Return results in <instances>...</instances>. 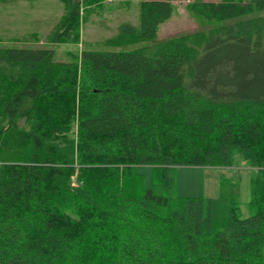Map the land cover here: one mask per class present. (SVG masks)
I'll list each match as a JSON object with an SVG mask.
<instances>
[{"label": "trees", "instance_id": "16d2710c", "mask_svg": "<svg viewBox=\"0 0 264 264\" xmlns=\"http://www.w3.org/2000/svg\"><path fill=\"white\" fill-rule=\"evenodd\" d=\"M191 10L215 24L154 51L114 48L154 41L167 0L75 60L0 47V264H264V0ZM236 158L256 169L249 216L236 185L177 195L178 168Z\"/></svg>", "mask_w": 264, "mask_h": 264}, {"label": "rangeland", "instance_id": "374dc122", "mask_svg": "<svg viewBox=\"0 0 264 264\" xmlns=\"http://www.w3.org/2000/svg\"><path fill=\"white\" fill-rule=\"evenodd\" d=\"M140 1L73 0L69 3L67 0H0V47L52 49L55 60H75L82 50H104L105 40L114 37L122 24L136 27ZM167 1L173 6V14L160 26L154 41L132 43L114 49L147 46L150 51H154L167 39L207 29L215 24L193 14L191 5L194 2L219 0ZM73 5L78 11L75 23L71 16ZM68 22L71 24L63 30L62 27ZM135 170L143 177V188H150L153 169L138 166ZM255 175L256 169L237 158L231 168L182 167L177 169L176 193L180 197L217 198L222 191V182L227 187L236 185L234 193L240 213L247 217L251 180Z\"/></svg>", "mask_w": 264, "mask_h": 264}]
</instances>
